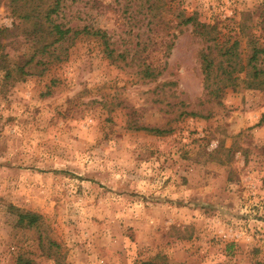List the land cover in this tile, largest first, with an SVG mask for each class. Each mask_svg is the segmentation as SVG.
<instances>
[{
    "label": "rangeland",
    "instance_id": "obj_1",
    "mask_svg": "<svg viewBox=\"0 0 264 264\" xmlns=\"http://www.w3.org/2000/svg\"><path fill=\"white\" fill-rule=\"evenodd\" d=\"M0 264H264V0H0Z\"/></svg>",
    "mask_w": 264,
    "mask_h": 264
},
{
    "label": "trees",
    "instance_id": "obj_2",
    "mask_svg": "<svg viewBox=\"0 0 264 264\" xmlns=\"http://www.w3.org/2000/svg\"><path fill=\"white\" fill-rule=\"evenodd\" d=\"M53 31H56V34L59 35L58 39H64L69 33L73 32L72 28H63L61 24H54L53 25ZM85 33H91V31L87 30V28H84L82 30H74V34H79L81 32ZM88 31V32H87ZM94 35H101L102 37H105V33L101 32L100 30H96L92 32ZM150 131L155 132H162L163 130H160L158 128H144ZM26 219H29V223H34L36 221V215L35 214H29V213H19V221L23 222Z\"/></svg>",
    "mask_w": 264,
    "mask_h": 264
}]
</instances>
